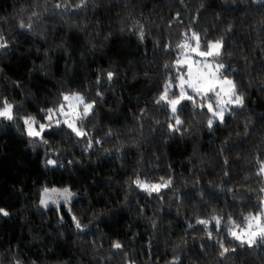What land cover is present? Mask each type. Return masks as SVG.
I'll list each match as a JSON object with an SVG mask.
<instances>
[{
    "label": "trees",
    "instance_id": "obj_1",
    "mask_svg": "<svg viewBox=\"0 0 264 264\" xmlns=\"http://www.w3.org/2000/svg\"><path fill=\"white\" fill-rule=\"evenodd\" d=\"M82 2L0 0L8 45L0 49V99L38 122L63 93L95 102L83 121L87 137L53 124L45 144L22 119L0 120V208L10 213L0 215V264H264V244L240 246L230 235L264 208V3ZM192 32L223 38L230 55L222 60L245 104L209 129L211 114L185 101L184 123L171 131L174 119L155 99L182 73L176 45ZM137 178L172 183L149 195ZM45 188L75 195L45 208ZM221 242L230 249L224 256Z\"/></svg>",
    "mask_w": 264,
    "mask_h": 264
},
{
    "label": "snow or ice",
    "instance_id": "obj_2",
    "mask_svg": "<svg viewBox=\"0 0 264 264\" xmlns=\"http://www.w3.org/2000/svg\"><path fill=\"white\" fill-rule=\"evenodd\" d=\"M258 3H264V0H257ZM86 0L78 8L85 6ZM57 8L61 7L60 4L56 5ZM36 15V13H33ZM20 28H31V24L19 25ZM141 39H143V31L140 33ZM185 39L183 43L177 44L176 48L180 49V56L175 60V66L179 71L184 69L176 78V83L173 84L171 78L164 85L162 92L155 99L157 105H162L167 108L174 123L169 124L168 127L171 131H179L180 125L184 122L180 119V112L182 111L181 105L183 102H190L193 107L200 110H205L211 114V118L207 120L209 129L214 124H223L225 116L231 115L233 109L243 108L245 104L244 96L238 90L237 83L229 77L226 72L227 65L223 62L222 57L230 55L225 52V44L223 38L215 40L201 39L200 34L192 32L184 34ZM194 42V43H193ZM7 41L0 37V49L6 48ZM171 48V45L167 46ZM168 67V65H165ZM114 77V73L108 72L106 78L111 81ZM178 89V92H172V88ZM191 93V94H190ZM101 96V93H97ZM95 108V102H89L86 98L78 92H70L62 94V102L55 109L49 108L42 110L45 112V119L48 123H40L35 117L25 116L20 117L15 111V106L7 99H0V120L14 121L22 119L26 126V134L33 139H39L43 143L47 144L48 141L44 139L42 133L53 126L59 127L63 123L67 128L71 129L77 137H87L89 134L83 129V121L92 114ZM59 114L65 117V119H55L54 117ZM79 122V123H78ZM37 128L39 130H37ZM110 134V133H109ZM99 143V141H97ZM88 147H92V141L89 137ZM49 165L55 166L57 161L49 159L47 161ZM258 175L264 176V162H261L260 171ZM162 183L147 184L137 178L134 183L136 186L146 192L149 195L157 193L161 189L168 188L172 181L163 180ZM264 191V189H261ZM75 194L70 189H48L43 190V196L40 201L41 205L45 208L48 207L49 202L59 206V199H63L66 204L70 203L71 198ZM71 211V208H69ZM0 215L8 216L10 213L0 208ZM249 223L247 228L241 229L240 232L232 230L230 235L232 238L239 242L240 246L247 245L248 247L257 246L258 244H264V216H251L248 218ZM72 220L75 223L77 229L83 230L86 225H82L80 220L76 216H72ZM211 221H215V225L219 227L220 217L213 216ZM210 220H198L197 223L203 224L206 227L211 223ZM255 221V224L252 222ZM209 238L212 237L211 231L208 232ZM116 249H121L123 245L116 241L112 245ZM220 247L222 251L221 256H224L230 251L221 242ZM235 251V249H231ZM19 264V261L16 262Z\"/></svg>",
    "mask_w": 264,
    "mask_h": 264
},
{
    "label": "rangeland",
    "instance_id": "obj_3",
    "mask_svg": "<svg viewBox=\"0 0 264 264\" xmlns=\"http://www.w3.org/2000/svg\"><path fill=\"white\" fill-rule=\"evenodd\" d=\"M194 43V42H193ZM183 71H184V69L183 68H181ZM180 69V70H181ZM182 71V72H183ZM191 94V93H190ZM55 119H60V120H63V119H65V117H63V116H60L59 114H57L55 117H54V120ZM40 123H48V121L46 120V121H44V122H40ZM25 128H26V126H25ZM37 130H39L38 128H37ZM42 135H43V133H42ZM146 183V182H145ZM147 184H156V183H150V182H148ZM73 198V197H72ZM72 198H71V201H72ZM70 201V202H71ZM66 203H65V201L63 200V199H59V206L60 205H65ZM70 203H68L67 205H69ZM49 205H52V206H57L56 204H53V203H51V202H49ZM48 205V206H49ZM256 216H264V208H263V211L261 212V213H259L258 215H256ZM248 223H249V221L247 222V224H245L244 226H241V227H239V228H235V229H233V230H236L237 232H240V230L241 229H244V228H247V225H248ZM253 224H255V221H253L252 222Z\"/></svg>",
    "mask_w": 264,
    "mask_h": 264
}]
</instances>
